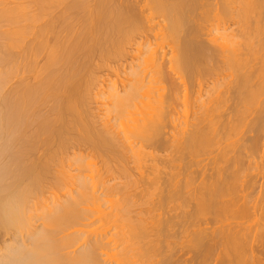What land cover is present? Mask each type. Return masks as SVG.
Segmentation results:
<instances>
[{
	"label": "bare ground",
	"instance_id": "6f19581e",
	"mask_svg": "<svg viewBox=\"0 0 264 264\" xmlns=\"http://www.w3.org/2000/svg\"><path fill=\"white\" fill-rule=\"evenodd\" d=\"M67 3L65 17L48 18L32 33L25 30L34 17L21 16L29 20L24 29L14 28L22 19L13 20L15 8L3 15L13 25L5 31L0 57V264H135L136 258L178 264L176 246L168 241L173 217L154 216L150 208L148 218H138L131 182L123 185L119 200L105 192L104 175L129 180L127 161L143 184L141 195L158 196V203L193 202L187 218L198 224L180 232L186 235L181 249L191 253L192 264H264V171L260 178L247 173L251 158L264 156V0ZM73 12L84 14L79 30L60 23L72 22ZM211 15L218 23L203 33ZM166 39L167 50L161 45ZM110 58H123L121 72L109 81H90ZM231 133L241 138L231 142ZM144 143L175 153L179 164L189 162L169 164L162 174L155 164L143 171L146 163L159 162ZM54 146L65 150L66 170L54 168L60 152ZM201 153L209 157L200 166L204 160H194ZM94 155L104 159L103 172L89 163ZM256 164L251 170H262L264 159ZM193 166L198 170L189 171ZM230 192L237 197L223 200ZM233 206L243 222L223 224ZM86 212L127 231L108 237L104 229L85 230L91 225L82 223ZM207 213L210 219L198 218ZM75 226L83 229L64 233ZM83 237L78 251H68Z\"/></svg>",
	"mask_w": 264,
	"mask_h": 264
},
{
	"label": "rangeland",
	"instance_id": "374dc122",
	"mask_svg": "<svg viewBox=\"0 0 264 264\" xmlns=\"http://www.w3.org/2000/svg\"><path fill=\"white\" fill-rule=\"evenodd\" d=\"M53 1H55V2H53ZM58 1H60V2H58ZM63 1V2H62ZM64 1H66V2H64ZM67 1L68 2H70V0H51V2H50V0L48 1V0H0V13H3L1 16H3V15H5L4 14V12L5 11H9V8H11V10H13L14 8V10L13 11H15V10H17V11H15L16 13H18L17 14V17H13L12 16V18H13V20L14 19H16V18H20L21 16L22 17H24V18H28L29 17V19H31V18H33L34 19V21H35V23H34V21H33V23H31V21L28 23V21H24V19L22 20V19H19L18 21L20 22V24H15L14 25V28L15 27H22L23 26V28H24V24L26 25L27 23V26H26V28L27 27H29V28H27V30H25L26 32H30V33H32V31L33 30H36V28L37 29H39L41 26H43L46 22L45 21H47V19L49 18H58L59 17V15H61V17H65V16H62V13L63 14H65L64 12L65 11H63V10H65L64 8L66 7V5L65 4H68L67 3ZM85 1V0H84ZM90 1V2H89ZM92 1V2H91ZM49 2V3H48ZM58 2V3H57ZM95 3V0H86V3L89 5V6H93V4ZM39 3V4H38ZM41 3V4H40ZM46 3V4H45ZM92 4V5H91ZM43 5V6H42ZM46 5H47V7H46ZM39 6V7H38ZM52 6V7H51ZM8 8V9H7ZM42 8V9H41ZM6 9V10H5ZM23 11H22V10ZM44 10H45V13L46 14H44ZM40 11H42L43 13H41ZM63 11V12H62ZM21 12H23V13H21ZM61 13V14H60ZM7 14V13H6ZM43 14V16H40V15H42ZM72 14H74L73 16H72ZM72 14H70L71 15V17L73 18V20H74V22H73V20L71 19V21L72 22H70V20L68 19L67 20V18L66 19H63V21L62 22H60V23H64L65 25L66 24H68V23H72L73 24V27H77L76 29L77 30H79L78 28V23H79V21H80V19L84 16V14H83V12H73ZM35 15V16H34ZM48 15V16H47ZM54 15H56V16H54ZM20 16V17H19ZM155 16V15H154ZM3 17H4V19H3ZM3 17H1L0 18V33H2V32H4L5 34H0V57H2L3 55H4V44L5 43H7V41H6V39H5V36H7L6 34H8L7 32H9V31H7V30H9L8 29V26H11V25H13V24H9V22H8V19L7 18H5V17H8L7 15L6 16H3ZM31 17V18H30ZM68 17V16H67ZM71 17H69V18H71ZM74 17H75V19H74ZM79 17V18H78ZM81 17V18H80ZM8 18H10V17H8ZM60 18V17H59ZM76 18H77V20H76ZM155 18H156V16H155ZM217 18L218 17H215L214 15H211L210 17H208L207 18V21L206 22H204L203 23V27H205V30L203 31V33H206L207 32V29H211L214 25H216L217 23H218V20H217ZM6 19V20H5ZM37 20V22H36V20ZM44 19V20H43ZM158 19V18H157ZM157 19H155L154 20V22H156V21H158ZM12 20V19H11ZM12 20V21H13ZM17 20V19H16ZM32 20V19H31ZM57 20H59L60 21V19H57ZM61 20H62V18H61ZM78 21V22H76V21ZM15 21V20H14ZM17 21V22H18ZM23 21L24 22H27V23H23ZM66 21H68V23H66ZM16 22V21H15ZM14 22V23H15ZM41 22V23H40ZM56 22V21H55ZM58 22V21H57ZM13 23V22H12ZM60 23L57 25V23H56V25H57V29H59L58 31H59V33L61 32V30H63V24H61L60 25ZM75 23H76V25H75ZM9 24V25H8ZM30 24V25H29ZM55 24V23H54ZM33 25V26H32ZM38 25H39V27H38ZM75 25V26H74ZM62 26V27H61ZM59 27V28H58ZM61 27V28H60ZM12 28V27H11ZM14 28H12V30L14 29ZM26 28H24V29H26ZM7 29V30H6ZM17 29V28H16ZM31 30V31H28V30ZM15 30V29H14ZM55 30H56V26H55ZM5 31H7V32H5ZM37 31V30H36ZM36 31H34V32H36ZM58 31L56 30L55 32H57L58 33ZM64 31V30H63ZM62 31V32H63ZM76 31V30H75ZM33 32V33H34ZM65 32H63V35H62V33H61V39L62 38H64L65 37V34H64ZM3 35H4V37H3ZM137 35V34H136ZM29 36H31V35H29ZM264 36V35H263ZM32 37V36H31ZM31 37H27V39L28 40H30V39H32ZM7 38V37H6ZM27 40V41H28ZM137 40H139V38L137 39ZM136 40V41H137ZM140 40H141V38H140ZM167 40V39H166ZM201 40L202 41H206V36H202L201 37ZM142 41V40H141ZM155 43V42H154ZM163 43V42H162ZM161 43V45L163 46H166L165 47V49L166 48H168L169 46H170V44H168L169 46L167 47V43H170L169 42V40H167L166 42H164L163 44ZM167 50V49H166ZM42 57V56H41ZM126 58V57H125ZM124 58V59H125ZM38 60H41L40 58H38ZM120 60V61H119ZM112 59V58H110V59H106V60H104L105 61V63H106V61H107V65L105 66H102V67H100L98 70H96V73L95 72H93V74L91 75V77L89 78V80L91 81V80H93L92 78H94V80H95V77H97V82L99 81L100 82V80H101V82L102 81H105V80H111V79H113L112 77H113V74L114 73H116L115 75H117V74H119L120 72H121V70H122V68H121V70H120V66H122V64L124 63V60H123V58L122 59ZM122 60V61H121ZM127 60V59H126ZM125 60V64L123 65V68L124 67H127V61ZM109 61V62H108ZM97 63L98 62H94L93 64H91V66H95V64L97 65ZM121 64V65H120ZM254 64V63H253ZM253 64H251V65H253ZM255 64H259V61H258V63L257 62H255ZM255 64L253 65V67L255 68H257L258 66H255ZM260 65V64H259ZM259 67H261V66H259ZM259 67L257 68V69H259ZM253 68V69H254ZM255 68V69H256ZM118 69V70H117ZM120 70V72L118 73V71ZM260 71V70H259ZM258 70H257V72H259ZM224 72V71H223ZM227 73L225 74V73H222V75L223 74H225V75H227V74H231V72L229 71V73H228V71H226ZM256 72V73H257ZM95 74V75H94ZM258 75H260V76H262V73L260 74V72L259 73H257ZM256 74V75H257ZM263 75H264V72H263ZM120 76H121V74H120ZM260 76H258V77H260ZM257 77V78H258ZM263 77V76H262ZM261 77V78H262ZM260 78V79H261ZM264 78V77H263ZM262 78V79H263ZM261 79V80H262ZM229 80H230V77H229ZM263 81H264V79H263ZM93 82V81H92ZM91 82V83H92ZM97 82L95 81V83H96V85H97ZM94 85V84H93ZM96 85L94 86V87H96ZM93 88V87H92ZM91 90H93L91 93H92V95H94V93H96V92H94V90H96V88H93V89H91ZM264 97V96H263ZM262 97V98H263ZM261 98V97H260ZM261 98V99H262ZM95 98H92V100H91V102H93V103H91V108L92 109H96V107L98 108V105L96 106V103H95V100H94ZM43 107V106H42ZM254 107V106H253ZM252 107V108H253ZM39 110H41L42 112H44L45 110L43 109V108H40ZM95 114V113H94ZM97 125V124H96ZM97 126H99V125H97ZM170 128H168V129H165V132H169L168 130H169ZM232 134V133H231ZM230 134V137H231V139H229L231 142H234V141H237V139H238V137H239V139L241 138V133H235L234 135L232 134L231 135ZM249 135H251L250 133H248ZM246 135L245 134V136H249V135ZM236 135V136H235ZM237 135H238V137H237ZM169 136H170V134H166V135H164V136H162L161 137V139L164 141V140H167L168 138H169ZM235 136V137H234ZM233 137H234V139H233ZM237 137V138H236ZM44 137H39L38 139L39 140H42ZM227 143H229L228 141H226ZM144 145H146V147H148V148H150L151 150H154V152H155V156L157 157V159H159V162L157 163V162H154V163H151V162H148V163H146L145 164V166H144V169H143V171H145V169L147 170L146 172H148L149 170H150V168H151V166H153L154 164L157 166V168H158V170L160 171V174H162L163 172H168V165L170 164L171 166H177V165H182L183 166V164H185V163H188L189 162V160L188 159H186V161H185V159H184V161H182V162H180V164H179V162L178 161H176V155H175V153H173V152H171V151H163V150H161L160 148H158V147H156L155 145H152V144H150V143H144ZM81 146H83V145H81ZM81 146H79L78 144H75L74 146H72L75 150H81L82 152L84 151V150H86L87 148L86 147H81ZM37 147L39 148V145H37ZM71 147V146H70ZM70 147H67L68 148V150H66L67 152H69V149H70ZM46 147L45 146H43L42 147V149H45ZM48 149L49 148H51V147H47ZM52 148H54V150L55 151H60L59 153H58V156L55 158V162H54V168H56L57 167V165L59 166V164L61 165V167L63 166L65 169L64 170H66V166H68V162H65L62 158H63V154L65 153V150H60V148L59 147H56V146H54V147H52ZM52 148H51V150H52ZM59 148V149H58ZM56 149H58V150H56ZM53 151V150H52ZM85 154L87 155V154H89L90 155V150H86V152H85ZM261 154V153H260ZM261 156H263V154L261 155ZM62 157V158H61ZM208 157L209 156H205V155H203L202 153H201V155L200 156H198V158H196L194 161H200V163H201V160H204V161H202V163L200 164V166L201 165H204V164H206V162H207V160H208ZM185 158V157H184ZM258 158H260V156H256V157H252L251 158V160H252V168H249L248 170H247V173L249 174V175H253L254 174V176L256 175V176H258V178H260L261 176H263L262 175V172L264 171L263 169L264 168H262V170L259 168V170H251V169H254V167H253V165L254 164H256V163H260V161L262 160V159H264V156H263V158L260 160V159H258ZM257 159V160H256ZM102 160H104L102 157H98V156H96V155H94V158H91V159H88V161H89V163H92V166H94L96 169H98V170H101V172H103L104 171V163H103V161ZM250 160V161H251ZM188 161V162H187ZM254 161H255V163H254ZM259 161V162H258ZM65 162V163H64ZM58 163V164H57ZM55 164H56V167H55ZM257 165V164H256ZM110 166V168H112L113 166H114V164H110L109 165ZM123 166H125V168H127V170L130 172V178H129V180H124V179H119L118 178V176L116 175V174H114V175H111L110 173L109 174H107V175H104L103 176V178L104 179H106L107 181H108V185H109V187L105 190V192L106 193H108V194H110L112 197H111V199H113V201H116V200H119V196H118V194H119V191L123 188V185L125 186V184L127 183V182H131V185H132V187L130 188V191L131 192H134V194H133V196H135L134 198H133V202H135V205H134V207L132 208L133 209V211H135V213H140L137 217L138 218H148V216H150V215H148L149 213L147 212V210L148 209H150V208H153L154 209V212H152V215H154V216H156V215H159L160 217H162V216H165V217H173L172 219H171V224H169V226H168V228L170 229V234L171 235H173V237L172 238H170L168 241L169 242H172L175 246H176V249L174 250V251H176V253L174 254V257H173V259L174 260H177V262H178V264H192L194 261H192V256H191V253H187V250L186 249H181V247H183L184 245H180L184 240V237L186 236L185 234L183 235V234H180V232L182 231V230H186V229H188V231H193L194 229H192L191 228V226H190V224H198V223H196V220H194L193 218H187V216L189 215V214H192L193 213V211H194V204H193V202H189L188 204H186V205H183V204H181V201H178L177 200V198H171L170 200H168V201H161V202H159L158 203V201H159V199H158V196L156 197V196H152V197H150V198H147V197H145V196H143V194L141 195L140 194V192H141V190H142V187H143V184H141L139 181H138V179H137V177H136V174H135V172L133 171V168H134V166L130 163V162H128L127 161V164H125V162H123ZM58 168V167H57ZM59 170V169H58ZM112 170H114V169H112ZM195 170H198V167H196V166H193L189 171H195ZM251 170V171H250ZM261 170V171H260ZM249 171V172H248ZM256 171V172H255ZM100 172V173H101ZM245 172V171H244ZM259 172H260V174H259ZM244 174V176H245V174H246V172L245 173H243ZM243 174H241V175H243ZM260 176H259V175ZM241 175H239V177L241 176ZM246 176H248L247 174H246ZM154 177V175H152V174H150L149 175V178L151 179V178H153ZM162 177H164L163 175H162ZM243 176H241V178H242ZM113 178V179H112ZM114 178H115V180H114ZM245 177H243L242 179H244ZM247 178V177H246ZM238 180L240 179V178H237ZM241 180V179H240ZM110 181V182H109ZM264 182V180L263 179H261V182ZM47 191V190H46ZM45 191V192H46ZM65 191V190H64ZM64 191H62V192H64ZM61 192V193H62ZM231 193V192H230ZM236 193V192H235ZM233 192L231 193V195L229 194V196L228 197H226L225 196V198L223 199V200H229V199H232V198H236L235 197V195L233 194ZM239 195V194H238ZM47 198V197H46ZM146 198L147 199H149V200H146ZM153 198V199H152ZM153 200V202H152V204H154V206H151V205H149V203H151V201ZM233 200H235V199H233ZM237 200V199H236ZM236 203H237V201H236ZM239 204H240V202H239ZM235 205V204H234ZM236 206H238V205H236ZM236 206H233V207H231L232 209V212L230 213V214H228L230 211H228V213H224L225 215L224 216H226V217H224V219L225 220H221V222L222 221H224L223 222V224H226L225 223V221L227 222V223H231V224H233V223H235V224H237L236 222H238V223H241V222H243V220L242 219H240V217H239V215H238V213H236V212H234V210H236ZM131 209V210H132ZM153 209H150L151 211H153ZM223 215V214H222ZM136 217V215L134 214V213H132L131 215H130V217ZM210 214L209 213H207V214H205V215H199L198 216V218H200V219H206V218H209L210 219ZM176 217V218H175ZM86 218H88L87 220H85V221H83L82 223H84V224H88V223H90L91 225L87 228L86 227V229H85V227H84V229L85 230H93V229H96V228H98L99 230H101V229H104V231L106 230V232L108 233V237L110 236V235H114V237H117V236H119L120 235V233H122V232H125V231H127L126 229H123V230H121V228H118V229H115L114 228V224L113 223H111V222H108L106 219H104V220H99L98 219V217H97V215L95 214V213H93V212H88V214H87V212H86ZM134 220V219H133ZM207 220V219H206ZM242 220V221H241ZM249 220V219H248ZM247 221V219L244 221V222H246ZM93 223V224H92ZM252 222L251 221H247L246 222V224H251ZM37 224H39V223H36V225ZM253 224V223H252ZM189 226V227H188ZM182 228V229H181ZM79 229H83V228H81V227H73V228H71L70 230H68V231H65L64 233H69V232H71V233H73L74 231H76V230H79ZM73 231V232H72ZM107 237V238H108ZM84 238L85 237H83L82 239H81V241H79L78 243H76L75 244V246H73L71 249H69L68 251H70V252H72V251H75V250H77L79 247H81L80 245L83 243V240H84ZM107 240V239H106ZM160 240H162V237L160 238ZM145 242H146V240H145ZM141 243L142 242H140L139 243V246L141 245ZM113 243H111L110 245H109V247L111 248V247H115V246H113L112 245ZM138 246V245H137ZM116 250H119V249H116ZM78 251V250H77ZM105 251V250H104ZM133 253V252H132ZM101 259H107V258H105V257H102ZM190 260V261H189ZM120 261V260H119ZM133 261L135 262V264H145V258H136V259H133ZM107 264H111L108 260H107V262H106ZM130 264V263H129Z\"/></svg>",
	"mask_w": 264,
	"mask_h": 264
}]
</instances>
